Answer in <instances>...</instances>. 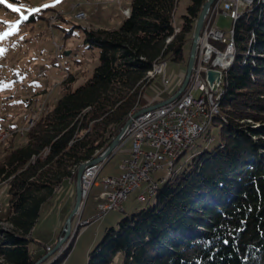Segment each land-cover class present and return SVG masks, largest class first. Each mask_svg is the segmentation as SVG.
<instances>
[{"label":"trees","instance_id":"16d2710c","mask_svg":"<svg viewBox=\"0 0 264 264\" xmlns=\"http://www.w3.org/2000/svg\"><path fill=\"white\" fill-rule=\"evenodd\" d=\"M204 1H189L178 28L175 0H131L115 26L82 27L84 44L98 49L91 75L73 87L75 75L67 73L55 104L25 129L24 143L12 134L0 158L8 195L0 220L11 225L0 229V264H33L40 256L29 245L42 204L145 106L140 94L155 64L187 61ZM232 27L218 112L188 160L158 185L155 202L107 228L86 264H264V2L254 0ZM76 233L49 264L68 253Z\"/></svg>","mask_w":264,"mask_h":264},{"label":"rangeland","instance_id":"374dc122","mask_svg":"<svg viewBox=\"0 0 264 264\" xmlns=\"http://www.w3.org/2000/svg\"><path fill=\"white\" fill-rule=\"evenodd\" d=\"M0 1L2 2L0 7V131L10 132L0 142L1 158L12 134L15 136V143H24L26 140L24 127L27 126L31 113L37 111L41 114L55 104L61 92V81L67 73L75 75L73 87L81 84L91 75L98 61V49L89 48L84 44L82 27L115 26L126 15L121 8L128 6L131 0ZM189 1L175 0L172 10L174 28H178L181 24L182 15ZM259 1L264 2V0ZM79 11L85 13V19L77 18ZM214 22L216 26L227 30L228 36L233 23L232 18L218 13L214 17ZM189 45V43L185 45V56ZM65 50H69V53L64 54ZM185 68L186 59L180 62L164 60L155 64L156 72L144 84L139 105L144 104L150 100L149 97L156 94L157 97L155 96L153 101L174 93L180 85V80L183 79ZM194 94H198V91H194ZM202 137L203 134L197 138V141ZM127 147V144L120 145L111 155L102 160V166L96 178L97 183L104 176L120 173L119 164L127 155ZM189 147L185 154L178 157L173 168L181 166L188 160L191 152ZM158 174L166 175V169L154 172L155 176ZM6 186L4 181L0 182V217H4L8 210ZM100 190L101 185L91 186L82 211L76 213L71 219L70 233L60 246L52 251L59 237L63 235L64 222L74 202V181L57 188L53 197L42 204L39 218L32 227L33 240L29 245L31 253L35 252L33 254L35 257L40 255L34 262L50 251L38 264L51 263L67 246L71 236L77 230L70 250L56 264H86L89 252L103 238L107 228H117L122 217L152 205L156 200V195L153 194L155 191L151 195L146 192L145 197L138 200L136 194L142 190L140 187L127 196L123 202L124 210L114 208L98 215L96 195ZM83 220L89 221L83 222ZM10 227L9 222L0 220V229Z\"/></svg>","mask_w":264,"mask_h":264},{"label":"built area","instance_id":"2783aa9c","mask_svg":"<svg viewBox=\"0 0 264 264\" xmlns=\"http://www.w3.org/2000/svg\"><path fill=\"white\" fill-rule=\"evenodd\" d=\"M247 0H215L205 18L201 37L198 44L194 67L182 91L172 100L151 106L157 94L149 97L145 102L144 110L131 117L128 130L124 135L122 144H127V155L123 157L119 166L120 173L104 176L99 183L96 178L101 168V161L86 166L81 175L82 204L89 194L92 185H101L100 192L96 195L98 215L110 209L124 210L123 202L134 190L138 191L136 198L142 200L149 186H152L161 174L154 172L164 169L169 156H173L175 149L182 147L192 139L196 126L200 125L203 114L213 110V100L216 90H211L205 81V71L208 67L221 69L219 56L221 50L211 42V39L224 42L227 46V30L216 26L214 17L218 13L230 16L238 12L240 6ZM121 11H129L122 7ZM77 18L83 20L86 15L83 11L77 13ZM198 91V94H194ZM164 99V98H163ZM38 112L31 113V119H36ZM27 124V125H28ZM27 128L24 127V131ZM1 136V134H0ZM121 144V145H122ZM138 147H146L145 155H138ZM88 222L89 220H83Z\"/></svg>","mask_w":264,"mask_h":264},{"label":"water","instance_id":"95a60500","mask_svg":"<svg viewBox=\"0 0 264 264\" xmlns=\"http://www.w3.org/2000/svg\"><path fill=\"white\" fill-rule=\"evenodd\" d=\"M214 1L215 0H205L202 3L201 9L199 11V14H198L196 21H195V24H194V29H193V33H192V37H191V41H190V46H189V51H188V56H187V61H186V68L184 71V76H183V79H182L178 89L176 91H174V93H172L168 97L152 104L151 105L152 107L158 106L160 104L166 103V102L174 99L182 91V89L186 85V83L189 79V76L191 74V71L194 67V63H195V59H196V53H197V49H198V44H199V40L201 37L202 27H203L205 18H206L207 14L210 10V7ZM68 53H69V50L64 51V54H68ZM221 75H222V71L220 69L213 68V67H208L206 69L205 81L211 90H216L218 84L220 83ZM146 108L147 107H143L141 109H138L137 111H135L133 113V115L140 112L141 110L146 109ZM131 117L132 116L128 117V119L122 125V127L120 128L118 133L112 138V140L109 142V144L99 154L95 155L91 159L83 161L77 167L75 181H74V190H75L74 202H73V205H72L70 211L68 212V214L66 216V219L64 222V228H63V235L61 237H59L58 241L53 246L51 251L58 248L60 246V244L63 242V240H65L67 238V236L71 230V224H70L71 219L76 213H78L80 211L81 204H82L81 175H82L84 168L86 166L92 164V163H96V162H99V161L105 159L106 157L111 155L122 144L123 139H124V135H125L126 130L130 124ZM49 252L50 251H48L47 253H49ZM47 253L45 255H43L41 257V259H43L47 255ZM41 259H38L33 264H38V262Z\"/></svg>","mask_w":264,"mask_h":264},{"label":"bare ground","instance_id":"6f19581e","mask_svg":"<svg viewBox=\"0 0 264 264\" xmlns=\"http://www.w3.org/2000/svg\"><path fill=\"white\" fill-rule=\"evenodd\" d=\"M254 0H247L245 2V4L241 5L240 6V9L238 10V12H233L230 14L229 17L232 18L233 22L239 17V15L241 14V12L247 7V6H250L252 3H253ZM127 8V7H126ZM128 9V8H127ZM125 13H128V11H124ZM234 39H233V27H231L229 29V33H228V36H227V46H225L223 48V50H221V55L219 56V64L221 66V71H222V74L224 72V70L228 67L229 63L232 61V57H233V53H234ZM156 72V69L154 70V68L147 74V77H151L153 74H155ZM221 79H222V75H221ZM221 79H220V82H221ZM220 83L218 84L217 86V91H216V97L214 98L213 100V110H208V112L206 114H203V119H202V122L200 125H197L196 126V130L195 132L193 133V136H192V139H189L188 142H186L184 145H182V147H179L177 149L174 150L173 152V156H169V159L165 162V166H164V169H166V175H163L162 176L160 175V177L155 181V183L152 185V186H149L148 189H147V193L149 195H151L158 187V185L161 183V181L163 179H165V177L167 175H170L173 171V165H174V162L176 161V159L190 146L193 144L195 138L198 136V134H200L203 129L206 127V125L208 124V122L211 120L212 116L218 112V101H217V95L218 93L220 92ZM145 107V106H143ZM143 107H140L139 109L143 108ZM138 110V109H137ZM135 110V111H137ZM134 111V112H135ZM133 111L130 112V115L129 116H133ZM34 122V119H31V124H28L27 125V128L32 125ZM26 128V129H27ZM8 131L7 130H3V131H0V142L3 141L7 136H8ZM146 154V147H138V155H145ZM93 164V163H92ZM83 222H86V221H83Z\"/></svg>","mask_w":264,"mask_h":264},{"label":"snow or ice","instance_id":"6c2138e0","mask_svg":"<svg viewBox=\"0 0 264 264\" xmlns=\"http://www.w3.org/2000/svg\"><path fill=\"white\" fill-rule=\"evenodd\" d=\"M58 2H59V0H58ZM9 7H12V5H9ZM45 7H48V5H45ZM16 10H18V9H16ZM39 9H37V11H38Z\"/></svg>","mask_w":264,"mask_h":264},{"label":"crops","instance_id":"0c3cea01","mask_svg":"<svg viewBox=\"0 0 264 264\" xmlns=\"http://www.w3.org/2000/svg\"><path fill=\"white\" fill-rule=\"evenodd\" d=\"M33 254H35V252L33 251Z\"/></svg>","mask_w":264,"mask_h":264}]
</instances>
